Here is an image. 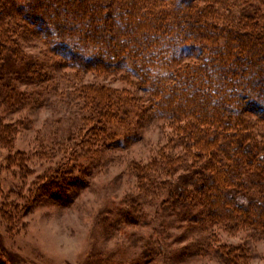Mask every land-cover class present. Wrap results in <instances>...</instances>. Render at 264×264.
<instances>
[{"label": "trees", "instance_id": "1", "mask_svg": "<svg viewBox=\"0 0 264 264\" xmlns=\"http://www.w3.org/2000/svg\"><path fill=\"white\" fill-rule=\"evenodd\" d=\"M145 1L0 0V15L10 19L16 15L23 22L8 23L5 32L0 22V95L7 91L9 102L25 106L39 104L42 95L59 90L53 76L44 71V64L38 63L17 40L24 39L23 34L18 36L23 29L31 34L42 30V37H49L53 29L47 24H52L57 38H78L81 45L64 43L54 50H64L62 54L70 60L67 64H76L81 70L118 66L124 69L131 63L130 77L134 75L146 83L136 84L135 91L97 83L65 85L61 90L66 97L83 99L82 107L91 103L82 117L86 131L76 135L80 139L70 156L80 160L83 154L90 158L86 159L88 166V160L100 158L112 143L123 147L136 138L138 125L144 121L142 116L151 111L152 118L170 122L174 131L166 145L158 148L146 163L132 162L140 192L126 196L111 209L114 219L110 225L104 219L99 224L106 231L114 225L118 231L123 224L147 225L142 221L147 212L141 203L151 196L152 205L159 204L157 208L166 215L175 214L176 220L190 224L194 235L183 251L170 250L171 257L182 252L180 256L208 257L218 264H250L252 253L248 247L219 239L218 230L230 235L246 231L252 238L264 237V141H258L246 129L248 121L243 124L249 115L246 101L252 104L249 112L264 119V32L253 30L251 23L252 26L245 24L252 28L249 32L240 31L242 25L237 29L232 24V30L220 28L213 20L203 19L205 16L194 0H178L161 13L160 9L156 13L145 11ZM247 1L242 2L249 4ZM74 23L79 25L78 31L68 32H74ZM221 34L222 41L217 42ZM197 38L210 40L201 49L207 52L204 60ZM88 39L103 44L100 49L94 48L99 55L93 59L91 55L84 59L83 52H76L84 50L87 54V49H91L85 43ZM65 45L69 47L62 50ZM190 58L197 60L186 63ZM54 65L66 66L60 59H55ZM17 80L35 87L21 91ZM17 128V124L0 117V138L6 146L12 142ZM220 128L222 132L214 133ZM239 129L246 130L238 132ZM82 166L80 163L78 168ZM72 169L62 164L52 172L50 182L43 183V188H51L49 196L55 203L66 202L68 188L78 184L79 178L70 179L75 178ZM171 226L175 225L162 220L153 225L150 235L139 234L137 264L159 262L162 243L165 247L166 240L172 237L167 231ZM2 252L10 258L4 247ZM171 257L167 255L166 259ZM96 263L113 262L99 257ZM0 264L6 263L0 258Z\"/></svg>", "mask_w": 264, "mask_h": 264}, {"label": "rangeland", "instance_id": "2", "mask_svg": "<svg viewBox=\"0 0 264 264\" xmlns=\"http://www.w3.org/2000/svg\"><path fill=\"white\" fill-rule=\"evenodd\" d=\"M177 1L146 0L144 10L156 13L160 9L158 12L161 13L162 9H170ZM242 1L244 0H194L193 3L201 9L205 16L203 19L213 20L220 28H229L233 24L234 28L238 29L242 25L240 31L244 29L245 32H249L252 28L245 26L249 23L250 26L253 24V30L264 32V0H248L249 4ZM15 16L10 19L5 14L0 15L3 31L8 27V23L23 24ZM48 25L49 29H53V32L50 30L49 37H42V30H35L37 33L31 34V31L23 29L19 30L18 36L23 34L24 39L17 40L21 41L25 51L34 56L38 63L44 64V71L53 76V82L57 83L59 90L42 95V102L39 104L25 106L9 102L11 99H6L9 94L7 91L0 95V117L17 124L18 127L9 145L6 146L0 138V252L4 247L10 254L8 258L9 255L2 252L0 258L6 264H97L96 259L99 257L104 260L110 259L112 264H137L140 258L137 242L139 234L150 235L153 232V225L165 220L175 226L167 230L172 237L166 240L165 247L164 242L162 243V258L158 257L157 264H218L208 257L192 258L186 254L180 256L182 252L171 257L170 250L174 248L182 250L192 241L194 235L189 230L190 224L176 220L175 214L166 215L157 208L159 204L152 205L151 196L146 197L147 202L141 200V206L147 212L146 218L142 221L148 222L147 225L123 224L121 231L116 230L114 225L115 227L110 226L106 231V228L99 224L98 221L104 219L110 225L114 219L111 209L126 196H135L140 192L136 171L131 168L132 162L146 163L158 148L166 145L167 139L174 131L170 122L152 118L151 111L150 114L142 116L144 121L141 126L138 125L139 135L129 140L125 146H113V143H110L111 149L100 158L96 156L92 157L91 161L88 160L89 166L86 165V159L90 158L83 154L79 157L80 160L70 157L73 147L79 142L76 135L79 136L81 133L83 135L86 131V126L82 125V117L88 113L91 103L87 102V106L82 107L83 99L74 100L72 96L66 97L65 93H61L65 85L77 87L82 83H97L113 89L131 88L135 91L136 84L146 86V83L134 75L130 77L131 63L124 69L118 66L97 70L96 68L81 70L76 64L73 66L67 64L70 60L62 52L69 46L66 44L62 52L55 51L54 47H61L64 43L71 46L75 42L81 45L82 42L69 36L57 38L54 26ZM11 28L16 29L12 25ZM75 28L74 32H68L76 33L79 25L75 24ZM13 37H17L16 32ZM222 38L221 34L216 41L220 42ZM99 41L88 39L85 42L87 47L92 49H87L90 53L86 54L84 50L76 52L81 54L83 52L84 59L88 55L93 59L99 53L97 49L103 46ZM195 41L198 44V41L201 42L199 49L202 52L199 53L204 60L207 52L201 49L203 43H210V40L197 38ZM55 59L62 60L66 66H55ZM190 59L185 62L194 63L197 60ZM16 83L21 91H31L35 87L23 85V80H17ZM142 93L139 89L138 94ZM250 104L246 101L248 110L246 113L249 115L243 119V124L248 121L250 125L246 126V129L248 128V131L261 142L264 141V119H259L253 112H249ZM234 120L236 121V118ZM246 129H239L238 132ZM222 131L220 128L214 133ZM126 133L129 132L123 134ZM80 163L84 166L78 168ZM62 164L66 168L74 169L72 173L75 178H70L72 181H75L76 177L79 180L78 184L68 188L66 202L55 203L49 196L51 188H43L42 185L44 182L45 184L50 182L52 172ZM194 176L196 177L195 172ZM55 191L58 192L57 189ZM168 211L171 213V209ZM218 231L219 239L234 244L243 243L248 247L252 253L250 264H264V237L252 238L246 231H239L234 235ZM167 255L172 259L167 260Z\"/></svg>", "mask_w": 264, "mask_h": 264}]
</instances>
